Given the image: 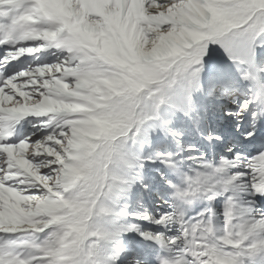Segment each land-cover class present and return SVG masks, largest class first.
I'll return each instance as SVG.
<instances>
[{"label":"snow or ice","instance_id":"6c2138e0","mask_svg":"<svg viewBox=\"0 0 264 264\" xmlns=\"http://www.w3.org/2000/svg\"><path fill=\"white\" fill-rule=\"evenodd\" d=\"M0 264H264V0H0Z\"/></svg>","mask_w":264,"mask_h":264},{"label":"bare ground","instance_id":"6f19581e","mask_svg":"<svg viewBox=\"0 0 264 264\" xmlns=\"http://www.w3.org/2000/svg\"><path fill=\"white\" fill-rule=\"evenodd\" d=\"M18 66H23V65L21 64V65H18Z\"/></svg>","mask_w":264,"mask_h":264}]
</instances>
